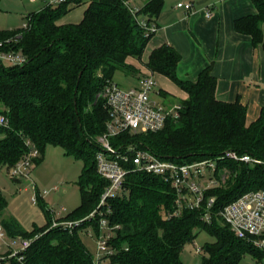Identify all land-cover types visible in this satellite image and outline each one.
<instances>
[{"label":"trees","instance_id":"obj_1","mask_svg":"<svg viewBox=\"0 0 264 264\" xmlns=\"http://www.w3.org/2000/svg\"><path fill=\"white\" fill-rule=\"evenodd\" d=\"M87 2L77 23L57 24L72 5ZM253 14L237 17L234 30L250 37L254 48L264 52V0H251ZM164 0H145L137 16L156 22ZM26 27L0 30L2 49L20 50L27 58L22 65H4L0 60V114L8 125H0V167L7 170L21 160L34 145L38 156L47 144L59 146L67 155L82 162L76 184L79 205L59 219H79L94 209L107 184L96 170L97 138L105 132L109 114L99 96L112 81L115 71L134 74L127 57L140 59L148 40L123 0H63L48 3L26 17ZM14 37V38H13ZM8 38L12 40L7 42ZM180 53L170 44L151 50L145 67L167 77L187 97L179 117L169 118L154 132L123 131L110 137L116 149L133 145L137 149L175 161L188 163L214 156L225 150L248 153L264 162V104L259 115L246 123V105L239 99L220 100L215 95L216 77L212 63L195 80L179 78ZM28 142V144H27ZM231 176L225 185L208 189L215 195L213 212L241 194L264 188V163L248 165L224 162ZM37 201L46 218L43 226L25 230L12 217L2 218L11 237L31 238L16 255L0 256V264H93V255L80 233L87 222L69 231L51 227L52 211ZM7 200L0 192V215ZM110 221L120 225L112 239L117 248L110 264H184L180 254L192 243L199 229L215 238L202 246L199 264H237L250 253L257 264L264 249L236 237L217 216L207 224L200 210L176 211L175 191L160 175L130 170L119 193L108 199Z\"/></svg>","mask_w":264,"mask_h":264},{"label":"built area","instance_id":"obj_2","mask_svg":"<svg viewBox=\"0 0 264 264\" xmlns=\"http://www.w3.org/2000/svg\"><path fill=\"white\" fill-rule=\"evenodd\" d=\"M47 1L55 4L63 0ZM123 1L136 18L145 36L156 31V22L137 16L139 7L133 5L130 0ZM176 7L190 11L193 4L177 2ZM211 15V9L206 7L205 16ZM26 26L27 23L24 22L22 27ZM10 40L12 38H8L7 42ZM0 60L8 65H22L27 58L20 50L0 47ZM155 86L156 80L151 73L141 74L136 83L127 88L114 81H109L104 86L100 94L109 119L105 132L97 138L100 149L95 155V161L97 173L107 181V184L96 207L87 215L79 219H59L62 216L60 211L56 215L52 212L51 227L60 226L71 231L86 221L85 232L87 234L90 230L95 232L96 253L93 255V264H110L111 255L117 251L112 239L120 230V225L110 221L107 201L119 193L126 173L135 170L160 175L168 181L175 191L177 212L182 209L200 210V218L207 224L211 223L213 216H217L228 225L236 237L247 239L257 248L264 249V188L247 191L215 212L212 210L215 195H205L208 189L222 185L225 178L227 180L230 178L231 174L224 166V162L254 165L264 163L263 161L248 153L240 154L234 150H225L220 154L192 162L177 163L160 158L149 151L137 149L133 145L116 149L110 144V137L120 132H154L161 129L167 119L179 117L181 104L178 101L165 102L163 99L160 101L151 97ZM158 96L160 97L159 94ZM0 125H8L7 117L3 114H0ZM28 146L24 157L8 169L12 177L26 179L29 177V165L39 153L34 145L29 143ZM33 201H37L36 195ZM2 236L0 227V237ZM31 240V238H12V243L20 242V248L12 251L9 257L27 247Z\"/></svg>","mask_w":264,"mask_h":264},{"label":"crops","instance_id":"obj_3","mask_svg":"<svg viewBox=\"0 0 264 264\" xmlns=\"http://www.w3.org/2000/svg\"><path fill=\"white\" fill-rule=\"evenodd\" d=\"M140 1L143 4L145 0ZM187 1L193 4L190 11L179 9L176 4L163 5L156 18L157 29L148 42L147 58L141 61L142 65L144 64L141 68L137 66L136 58L131 56L126 58V62L136 69V73L130 74L132 78L130 86L136 83L141 74L149 73L155 80L168 84L167 77L150 72L145 67V62L153 48L164 43L170 44L181 55L177 66L179 78L195 80L198 73L212 63V73L216 77V97L226 102L239 99L246 105V123H250L257 118L264 104V52L260 46L256 48L252 46L248 35L236 32L233 21L237 17L255 13V6L251 0L184 2ZM47 4L48 2L42 3L40 8ZM81 4L72 5L56 23L79 22L88 3ZM206 7L211 9L210 17L205 16ZM177 88L183 95L182 99L186 98V92L178 86ZM159 95L163 100L174 101L176 93L162 89Z\"/></svg>","mask_w":264,"mask_h":264},{"label":"rangeland","instance_id":"obj_4","mask_svg":"<svg viewBox=\"0 0 264 264\" xmlns=\"http://www.w3.org/2000/svg\"><path fill=\"white\" fill-rule=\"evenodd\" d=\"M44 1L0 0V30H12L21 27L27 16L43 9V7L40 8L42 3L48 2L47 0L46 2ZM177 1L164 0V5L171 6L176 4ZM184 1L182 0V2ZM130 2L137 7L142 4L140 0H130ZM148 42L141 58L135 60L140 68L144 65H142L141 61H145L147 58ZM3 64L8 65L5 62ZM113 80L124 88L129 87L132 83L130 73L128 74L121 70L115 71ZM156 82L155 89L151 92V97L163 101L158 94L160 90L167 89L175 92L176 95L174 101L164 99L165 102H177L185 99H182V93L179 92L176 84L172 81L169 80L168 84L157 80ZM99 96L102 98L101 94ZM81 167L82 162L80 160L72 155L65 154L61 147L52 144H47L44 147L38 163L34 161L30 163L28 168L29 177L27 179L12 177L5 166L0 167V192L7 200V206L2 215H0V227L3 233V236L0 237V256L2 258L8 252L11 253L20 248L19 241L12 243V238L6 233L2 225V218L12 217L25 230H31L34 226H43L46 218L41 204L39 201H33V197L37 193L40 194V198H42L40 200L45 208L51 210L55 215L58 211H60L61 215L70 212L80 203V192L76 182ZM227 181V178H225L222 185H225L224 182L227 183ZM85 230L80 233V238L90 253L94 255L96 253L95 232L90 230L89 234H87ZM214 241L215 238L207 230L199 229L194 241L184 246L180 254L181 261L184 264H199L201 257L205 255L202 246L205 243ZM237 264H257V262L250 253H245ZM258 264H264V258Z\"/></svg>","mask_w":264,"mask_h":264}]
</instances>
